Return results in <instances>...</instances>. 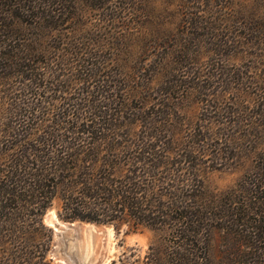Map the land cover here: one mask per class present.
<instances>
[{
    "label": "trees",
    "instance_id": "16d2710c",
    "mask_svg": "<svg viewBox=\"0 0 264 264\" xmlns=\"http://www.w3.org/2000/svg\"><path fill=\"white\" fill-rule=\"evenodd\" d=\"M87 1L0 0V84L12 77L22 86L16 95L22 100L16 112L4 124L0 122V127H7L0 130V264H50L46 253L52 231L42 218L55 198L61 201L59 217L64 221L127 224L133 229L144 226L164 233L170 248L164 249L162 259L153 255L151 264H211L210 241L216 231L231 234L228 237L244 250L236 253L238 260L228 264H264L261 211L255 213L249 226L244 210L247 205L241 204L246 201L225 209L205 191L201 167L206 163L201 159L204 133L191 135L188 143H177L170 134L173 140L166 138L168 131L161 127L147 126L139 131L123 127L138 121L132 105L126 106L129 100L148 94L153 109H162L168 108L164 99L169 95L177 93V99H182L186 90L188 95L198 94L196 89L201 90L197 102L206 114L201 121L204 126L252 127L251 120L243 125V119L220 117L222 108L215 111L219 95L207 92L221 78L198 82L196 72L189 78L191 72L183 64L186 57L180 55H188L195 45L193 31L201 28L207 32L206 22L213 20V13L221 6L190 0L189 8L202 7L198 13L205 15L189 13L190 19L183 25L184 42L175 39L170 46L168 29L153 20L141 0H119V6L126 5L122 11L126 9L145 44L147 39L152 42L151 49L141 53L156 54L146 67L131 65V71H126L121 63L131 59L130 53L120 49L117 38L109 40L96 27H87L89 21L83 15ZM89 1L105 9L113 2ZM229 18L223 17L225 25ZM260 28L258 19L255 27L246 29L251 31L249 41ZM236 36L220 46H239L243 42ZM144 59L147 61V56ZM169 75L171 78H166ZM65 92L76 94L74 98L80 101L75 107L70 105L76 118L69 113L72 117L66 119L67 110L55 114L45 105L48 98H65ZM263 99V95L252 103L245 99L243 103L248 105L244 106L239 97L236 111L227 115L257 107L254 114L260 118ZM150 113L155 125L167 121L158 111ZM56 118L68 127L57 126ZM12 127H18L17 133ZM217 149L221 151V147ZM260 189L257 185L253 192ZM261 199L255 198L253 205Z\"/></svg>",
    "mask_w": 264,
    "mask_h": 264
},
{
    "label": "rangeland",
    "instance_id": "374dc122",
    "mask_svg": "<svg viewBox=\"0 0 264 264\" xmlns=\"http://www.w3.org/2000/svg\"><path fill=\"white\" fill-rule=\"evenodd\" d=\"M197 1L200 4L208 1L214 8L221 6V10H216L212 16L213 20L206 22V27H209L207 32H203L201 28L193 31L191 38L195 39L193 41L195 45L188 50V55L180 54L186 57L185 63L187 64L184 62L183 64L191 72L188 77L191 78L196 72L200 77L197 78L198 82L208 78L206 80L208 83L221 78L219 84H211L207 92L219 95L217 97L218 108L215 111H220L222 108L223 114H220V117L227 116L230 120L243 119V125L246 121L251 120L252 127L204 126L206 123L201 121L206 114H202V105L197 102L201 92L199 89H196L198 94L194 92L192 95H188L189 91L186 90L187 93L183 94L182 99H177L179 96L177 93L173 96L169 95L168 99H164L169 106L162 109L157 106H154L153 109V105L150 104L152 96L149 97L148 94H142L144 97L131 99L132 102L129 100L126 102V106L132 105L131 110L135 112V117L141 123L132 120L129 124L127 115L126 123L128 122L129 126L125 124L126 126L123 125V127L136 129V131L147 126L161 127L164 131H168L167 135L165 134L166 138L172 139L170 134L177 143H188L191 135L204 133L206 138L205 144L202 143L201 153L205 158L201 156V159L206 160V163L201 167L203 166L202 179L205 191L212 199L220 200L225 209L231 207V204L235 206L242 199L246 201L241 204L247 205L244 210L250 226L251 219L256 217V212L261 211L258 218L264 222V206H262L264 202V190H262L264 188V112H261V108L259 109L262 113L260 118L254 114V109L257 110V107L253 110L248 108L241 112L239 110L234 115H227V112L232 113L237 108L236 101H239V97L242 103L245 99L252 103L257 96H264V0ZM119 2V0H113L112 6L108 5L110 7L105 9L98 8L93 3L90 4L88 0L84 5V11L82 8L84 18L89 21L87 27H96L98 32L106 34L103 37L117 38L120 42V49L130 53L131 59L127 57L122 61L123 64L121 63L126 71H131L128 70L131 65L146 67L147 63L149 64L152 59H155L156 54L152 56L148 52L141 53V51L150 50L152 42L147 39L145 44L141 31L138 32L135 29V24L126 13V9L122 11L126 5L119 6ZM198 3L195 5H200ZM142 4L150 9L154 21H158L168 29L166 33L170 46L175 43V39L184 42L183 25L190 19L189 13L196 11L200 17L205 15L202 12L198 13V11H202V7L198 9L194 6L190 9V0H141ZM114 10L120 11L114 12ZM116 14V18H112ZM227 15L230 17V22L225 25L223 17H227ZM253 19H259L261 28L253 34L254 38L249 41L248 34L250 35L251 31L246 29L255 27L257 20L252 21ZM138 20L140 25L141 19ZM230 25L234 27L233 31L229 29ZM226 30L230 32V37L225 35L227 34ZM236 35L240 36L238 38L244 44L236 47L232 43H229L228 46H220L222 41L234 38ZM213 43L216 45L218 43L221 49L219 52L218 45L215 46ZM145 56H147V61L144 59ZM175 59L178 61L177 56ZM6 78L0 84V122L2 121L3 124L6 118L13 116L12 113L16 112L17 104L22 101L16 96L20 94L22 86L14 78ZM166 78L170 79L171 75ZM71 86L72 88L76 87L74 84ZM158 86L159 84L156 87ZM28 96L26 95V97ZM63 96L66 100L58 97L56 100L51 98L43 100H45V105L49 106L50 112L58 114L67 110L69 117L66 119L72 117L69 113H74L73 118H76L78 115H76L74 107L80 103L74 98L76 94L65 92ZM81 103L84 102L81 101ZM244 103V106L248 105ZM262 103H264V99L260 100L261 105ZM70 105H74V107ZM262 108L264 110V107ZM154 110L159 112V117H164V119L167 117V121L161 122V125L153 124V119L149 116H152L150 112H154ZM57 119L59 121L57 126L68 127L67 124L60 123L62 119ZM12 128L11 130L17 133L16 128L18 127ZM224 128L227 133L224 132ZM1 129H7V127H0ZM213 130L216 132L215 135L212 133ZM22 132V134H27L25 130ZM218 146L221 147V151L216 150ZM215 151H217V155L214 154ZM257 185H260L261 189L253 192V188ZM257 197L262 199L253 205V201ZM60 211L61 201L55 198L42 218L43 224L52 231L46 253V260L50 264H151L153 255L156 254V258L162 259L166 256L164 249L168 247L167 250H169L170 248L168 237L158 229L144 226L133 229L127 224L113 226L112 224L64 221L59 217ZM230 235L219 231L213 233L209 250L211 264H228L232 260L236 261L239 258L236 257V253L244 251L235 239L228 237Z\"/></svg>",
    "mask_w": 264,
    "mask_h": 264
}]
</instances>
